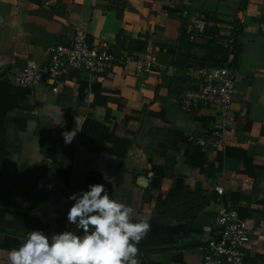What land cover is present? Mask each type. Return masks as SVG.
Returning <instances> with one entry per match:
<instances>
[{
  "label": "crops",
  "instance_id": "crops-1",
  "mask_svg": "<svg viewBox=\"0 0 264 264\" xmlns=\"http://www.w3.org/2000/svg\"><path fill=\"white\" fill-rule=\"evenodd\" d=\"M196 13L238 26L233 65L242 78L216 149L191 140L211 131L215 109L180 105L192 87L186 67L205 55L206 43L188 37ZM78 28L117 50L137 40L156 65L103 75L66 69L56 92L10 81L46 63L49 48ZM217 31L208 24L204 33ZM119 98L133 116L123 125ZM76 120L79 132L65 145L61 133ZM92 184L131 206L133 222L150 223L139 264H201L221 207L247 221L244 264H264V0H0V264L29 231L82 234L67 221V198Z\"/></svg>",
  "mask_w": 264,
  "mask_h": 264
},
{
  "label": "built area",
  "instance_id": "built-area-1",
  "mask_svg": "<svg viewBox=\"0 0 264 264\" xmlns=\"http://www.w3.org/2000/svg\"><path fill=\"white\" fill-rule=\"evenodd\" d=\"M208 24H213L218 29L212 37L204 33ZM237 30L236 22H209L203 13H196L189 18L188 37L191 41L206 43L207 40H213L225 50L224 57L217 64H191L186 67L193 77L192 87L181 93V107L191 110L197 106H210L218 114V120L208 134L197 135L191 139L202 147L216 149L224 145L232 94L236 82L242 78L240 71L233 65ZM155 65L156 58L149 51L142 57H136L106 45H96L87 40L84 30L78 28L68 43L54 44L49 48L46 63L28 65L11 75L10 81L28 88L50 83L51 90L56 92L61 74L66 69L103 75L116 66L142 73L151 70ZM215 189L219 193L222 190L221 187ZM215 221V233L201 247L204 253L201 264H244V249L249 241L247 221L232 207H221Z\"/></svg>",
  "mask_w": 264,
  "mask_h": 264
},
{
  "label": "clouds",
  "instance_id": "clouds-1",
  "mask_svg": "<svg viewBox=\"0 0 264 264\" xmlns=\"http://www.w3.org/2000/svg\"><path fill=\"white\" fill-rule=\"evenodd\" d=\"M64 123L56 125L63 127ZM78 132L76 120L75 128L61 133L64 144L71 145ZM67 199L74 201L67 221L82 234L63 231L49 236L41 230L29 231L9 251L8 264H139L137 246L151 227L146 219L133 222V208L110 198L104 184L89 185L87 191Z\"/></svg>",
  "mask_w": 264,
  "mask_h": 264
},
{
  "label": "trees",
  "instance_id": "trees-1",
  "mask_svg": "<svg viewBox=\"0 0 264 264\" xmlns=\"http://www.w3.org/2000/svg\"><path fill=\"white\" fill-rule=\"evenodd\" d=\"M207 20L208 17H207ZM119 49L120 51H124L126 53L129 54H133L136 57H142L143 56V52L145 50L144 45L137 41V40H130L128 41V43L124 44V43H120L119 44ZM203 49H204V53L205 55H203L202 57L204 58L203 61H195V64L197 66H209V65H214L217 64L219 62L220 58H223L225 55V50L224 48H222L221 46H219L215 41L211 40L208 42H206V44L203 45ZM118 107L121 108L123 115L122 118L120 120V123H122V125L124 124V122L133 117L132 114L129 115H125L127 113H130L129 110H126L124 108V100L122 98H119V102H118Z\"/></svg>",
  "mask_w": 264,
  "mask_h": 264
}]
</instances>
